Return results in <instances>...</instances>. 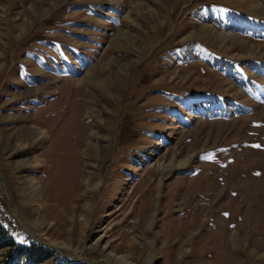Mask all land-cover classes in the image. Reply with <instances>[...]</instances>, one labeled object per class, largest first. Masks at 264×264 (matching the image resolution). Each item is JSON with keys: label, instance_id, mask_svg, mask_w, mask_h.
Segmentation results:
<instances>
[{"label": "rangeland", "instance_id": "374dc122", "mask_svg": "<svg viewBox=\"0 0 264 264\" xmlns=\"http://www.w3.org/2000/svg\"><path fill=\"white\" fill-rule=\"evenodd\" d=\"M0 228V264H264V0H0Z\"/></svg>", "mask_w": 264, "mask_h": 264}, {"label": "bare ground", "instance_id": "6f19581e", "mask_svg": "<svg viewBox=\"0 0 264 264\" xmlns=\"http://www.w3.org/2000/svg\"><path fill=\"white\" fill-rule=\"evenodd\" d=\"M26 130H27L26 133H28V135H30V136H36L37 134H41V136H42V134H43L42 131H40L38 128L32 127V126L28 127V129H26Z\"/></svg>", "mask_w": 264, "mask_h": 264}, {"label": "trees", "instance_id": "16d2710c", "mask_svg": "<svg viewBox=\"0 0 264 264\" xmlns=\"http://www.w3.org/2000/svg\"><path fill=\"white\" fill-rule=\"evenodd\" d=\"M2 229L0 228V232H1V234H2ZM32 251V250H31ZM46 252V251H45ZM27 252H25V254H26ZM30 255H33V254H30ZM37 259H43V258H39V257H35V258H33L32 260H37ZM66 264H73V263H71V262H65Z\"/></svg>", "mask_w": 264, "mask_h": 264}]
</instances>
